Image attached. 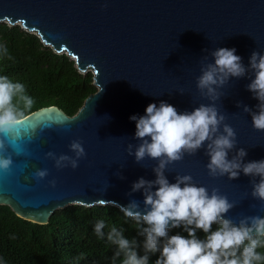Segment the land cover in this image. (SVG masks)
<instances>
[{
    "label": "water",
    "instance_id": "1",
    "mask_svg": "<svg viewBox=\"0 0 264 264\" xmlns=\"http://www.w3.org/2000/svg\"><path fill=\"white\" fill-rule=\"evenodd\" d=\"M0 22L35 34L72 60L79 74L89 72L95 86L70 116L55 105L29 113L23 127L36 128L31 142L23 143L19 155L11 148L5 153L13 165L0 172V205L38 224L69 204L120 209L135 200L143 207L141 192L131 193V185L141 177L154 180L156 161L136 163L128 156L127 145L138 143L129 117L144 115L147 105L160 101L178 112L209 103L195 81L216 48H235L245 66L253 51L264 52V0H0ZM249 82L230 78L216 102L235 130L237 149L247 152L245 163L264 159V131L254 130L242 111L243 106L254 111L258 103L246 90ZM72 140L82 142L84 158L75 170L56 169L45 154L72 155ZM207 162L201 148L169 166L165 176L174 183L175 175H190L198 186L218 189L235 204L227 214L234 221L264 215L250 196L251 177H211ZM37 169H47L48 176L36 180Z\"/></svg>",
    "mask_w": 264,
    "mask_h": 264
},
{
    "label": "clouds",
    "instance_id": "2",
    "mask_svg": "<svg viewBox=\"0 0 264 264\" xmlns=\"http://www.w3.org/2000/svg\"><path fill=\"white\" fill-rule=\"evenodd\" d=\"M208 56L211 62L202 63L195 84L209 103L178 112L173 105L160 101L147 105L144 115L129 117L135 122L133 139L138 143L127 145L128 156H133L136 163L149 159L156 164L152 168L154 180L141 177L131 185V193L141 192L143 207L132 200L119 209L124 217L134 221L142 243L127 238L123 228L106 224L104 219L94 225L100 238L105 237L104 230L108 229L106 239L116 248L113 259L123 257L121 264H149L153 254H158L155 264H264V252L258 251L264 249V215L234 221L227 214L235 204L218 189L209 191L198 186L190 175H175L174 183L165 176L169 166L203 148L208 158V175L227 176L229 181L238 179L241 173L251 177L250 196L260 202L259 211L264 212V159L244 162L246 150L237 149L235 130L225 123V116L216 107L222 96L219 90L230 78L247 77L250 82L246 90L258 103L254 111L247 106L242 111L250 116L254 130L264 131V52L253 51L247 66L236 55L235 48H216ZM208 56H203V60L207 61ZM0 58H12L4 45H0ZM34 103L24 84L0 75V172L8 173L13 165L12 156L5 155L8 149L19 155L24 151L23 143H30L36 133L34 126L23 127ZM237 107L241 105L238 103ZM68 150L72 155L57 156L49 151L45 158L54 161L58 170H75L85 156L82 142L72 140ZM230 153H234L231 158ZM48 174L47 169H37L33 177L43 180ZM49 184L55 187L54 180ZM178 228L186 236L169 235ZM198 232L203 233V238ZM138 249H142V255Z\"/></svg>",
    "mask_w": 264,
    "mask_h": 264
},
{
    "label": "trees",
    "instance_id": "3",
    "mask_svg": "<svg viewBox=\"0 0 264 264\" xmlns=\"http://www.w3.org/2000/svg\"><path fill=\"white\" fill-rule=\"evenodd\" d=\"M0 45L6 46L12 57L0 58V75L25 85L35 101L30 113L55 105L70 116L95 91L89 72L79 74L72 60L55 54L19 25L0 22ZM100 219L123 228L127 238L142 243L134 221L110 204H69L56 209L45 224L25 220L8 206L0 205V264H121L123 257L113 259L116 248L106 239L108 229L104 230V238L94 231ZM175 234L186 236L182 228L169 233ZM197 235L203 238V233ZM138 254H143L142 249ZM157 257L158 254L150 255L149 264H155Z\"/></svg>",
    "mask_w": 264,
    "mask_h": 264
}]
</instances>
